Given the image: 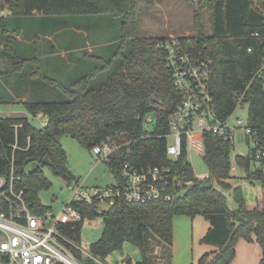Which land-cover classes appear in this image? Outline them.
Masks as SVG:
<instances>
[{
    "label": "trees",
    "instance_id": "16d2710c",
    "mask_svg": "<svg viewBox=\"0 0 264 264\" xmlns=\"http://www.w3.org/2000/svg\"><path fill=\"white\" fill-rule=\"evenodd\" d=\"M187 1L193 7L196 35L179 41L191 43L196 53L212 62L209 88L219 121L229 118L242 99L255 147L231 160L232 142L227 137L206 134L202 159L207 178H195L189 188L182 185L170 202L123 204L101 215L103 231L100 239L90 245V254L102 263L129 243L140 254L135 264H171L175 216L192 220L201 216L209 228L200 244L213 247L214 251L194 264H230L240 240L255 242L263 253L258 264H264V208L249 210L241 187L227 183L235 165L245 179L259 182L264 192V160L257 161L259 167L251 170L255 154L264 151V0H256L257 8L251 0ZM152 3L153 0H0V11L9 13L11 21L37 17L45 25H57L77 20V28L83 30L81 68L86 62L101 61L96 56L100 50L113 52L102 62L103 66L87 72L82 69L81 78L70 84L40 73L41 80L35 81L37 88L3 91L5 95L0 96V105H14L15 100L28 94L26 101L20 103L26 115L32 118L41 114L48 120L42 128L32 125L26 115L0 117V175L8 172L13 156L14 167L21 176L18 186L24 189L26 204L34 214L50 210L39 200V194L51 188L44 170L66 182L73 179L59 142L68 135L88 150L107 140L123 145L106 163L113 176L124 162L137 167L167 165L181 173L190 168L185 153L174 162L166 157L168 118L180 95L167 70L165 52L157 48V43L165 39L136 35L138 16L142 8ZM205 11L212 13L211 36L204 34ZM43 24L40 26L44 28ZM113 25L115 36L108 35ZM10 27L8 17L0 16V43L7 53L13 51L7 44L16 41L15 34L21 32ZM14 54L12 61L24 62ZM9 78L8 73L0 71L1 82ZM147 118L152 122L147 123ZM16 143L20 149L12 152ZM30 165H35L34 169L26 172ZM213 183L230 190L235 210L229 208L228 200ZM70 204L79 211L81 222L66 228L64 235L78 243L84 220L99 216L96 206ZM66 246L79 261L96 264ZM124 261L131 264L130 258Z\"/></svg>",
    "mask_w": 264,
    "mask_h": 264
},
{
    "label": "built area",
    "instance_id": "2783aa9c",
    "mask_svg": "<svg viewBox=\"0 0 264 264\" xmlns=\"http://www.w3.org/2000/svg\"><path fill=\"white\" fill-rule=\"evenodd\" d=\"M5 13L0 11V16ZM157 48L165 52L166 67L172 78L173 86L180 101L170 112L166 138V157L174 162L184 153L186 158L191 153L203 157L204 136L208 133L233 141L234 134L241 130L246 144L255 145L251 129L247 121L243 124L237 120L229 126L216 117L213 98L209 88L212 62L195 52L191 44H183L179 38L170 37L157 43ZM244 105L239 100L236 109ZM43 128L47 118L41 114L35 116ZM147 123L152 119L147 118ZM119 146L111 140L93 147V156L97 162L108 163L118 153ZM255 147V146H254ZM253 147V148H254ZM20 149L17 143L12 152ZM255 160H264V151L255 154ZM237 167L232 166L231 171ZM113 176V175H112ZM186 173H181L170 166L137 167L124 162L113 183L99 187H85L83 184L69 185L71 200L85 206H96V214L103 215L100 205H109L112 210L123 204H146L157 200L170 202L179 194ZM21 176L14 167L12 156L8 172L0 175V264H80L66 244L81 251L78 245L64 235L66 228L81 222V215L70 202L59 213L51 209L43 214H34L25 201V191L19 188ZM96 264H103L91 257Z\"/></svg>",
    "mask_w": 264,
    "mask_h": 264
},
{
    "label": "rangeland",
    "instance_id": "374dc122",
    "mask_svg": "<svg viewBox=\"0 0 264 264\" xmlns=\"http://www.w3.org/2000/svg\"><path fill=\"white\" fill-rule=\"evenodd\" d=\"M116 20V24L118 25ZM202 25L204 34L211 36L213 34L212 13L205 11L202 17ZM136 35L138 38L152 39L162 38H184L196 35V30L193 25V7L187 0H153L150 7L142 8L137 23ZM116 27L114 25L108 31V35L115 36ZM98 51V50H97ZM113 52L100 50L96 53L97 58L101 61L95 60L86 62L82 69L87 72L93 68H100L103 66L104 60L108 59ZM7 69V68H6ZM24 96V97H22ZM14 105H0V117H10L16 114L26 115L23 106L20 104L26 101L27 94L22 95ZM247 108L243 106L241 109H236L232 117L229 119V126H234L237 120L244 123L247 121ZM31 124L35 127H40V122L37 118H30ZM244 133L239 130L234 134L232 146H234L231 153V160L235 156H244L254 146L251 142L246 144ZM60 145L64 152H66V169L71 173L73 179L69 182L54 176L49 171L44 170L45 178L50 182L51 188L39 194V200L42 205L50 208L54 213H59L64 206L68 205L71 200V191L69 185L74 183L83 184L85 187H99L104 188L112 184L113 176L106 167L105 163L97 162L92 154V151L82 147L71 136H65L60 139ZM188 165H190L193 176L196 179L207 178V167L204 165L201 156L191 153L188 156ZM259 163L253 162L251 170L254 171L259 167ZM35 165L28 166L25 170L30 172ZM192 184H188L189 188ZM213 185L220 190L225 198L228 200V206L231 210L236 209V205L230 196L229 189H222L216 183ZM232 187H241L243 199L248 204H255L259 209L264 208V192L261 190L260 183L256 181L247 180L245 178L232 181ZM209 228L208 222L204 217L196 216L188 218L186 216H175L173 222V246H172V262L171 264H194L204 254L209 253L213 247H208L200 244V240L205 236ZM103 231V220L101 216L84 220L78 245L81 251V256L84 260L91 259L90 245L98 241ZM256 246V247H253ZM251 245L243 240L237 243L235 247L236 256L230 264H258L256 260V251L259 250L257 245ZM259 248V249H258ZM255 250V249H254ZM130 258L131 264L140 260V254L137 249L125 243L120 251L114 252L107 257L103 264H126L124 261ZM80 264H85L84 261H78Z\"/></svg>",
    "mask_w": 264,
    "mask_h": 264
},
{
    "label": "crops",
    "instance_id": "0c3cea01",
    "mask_svg": "<svg viewBox=\"0 0 264 264\" xmlns=\"http://www.w3.org/2000/svg\"><path fill=\"white\" fill-rule=\"evenodd\" d=\"M5 16L8 17L11 24L10 30L18 29L21 32L15 34L16 41L7 44L13 48L12 52H5L3 44L0 43V71L8 73L10 77L5 83L0 81V96L5 95L3 91L11 92L14 89L31 91V89L37 88L38 83L35 81L41 80L40 73L52 75L65 85L81 78L80 35L83 30L77 28L79 24L77 20L62 21L57 26L53 22L45 25L37 17L12 19L11 21L9 13L5 12ZM41 24L44 25V28L40 26ZM49 31L53 32L49 34ZM159 39H163V37ZM88 51L92 52L91 48ZM13 52L15 56L24 59V62L20 63L15 59L12 61ZM16 102L15 104H17ZM243 178L242 171L237 168L232 172V179L227 180V183L231 185L232 181ZM247 208L253 210L258 207L255 204L247 203ZM249 244L257 245L255 242ZM254 249L256 260L259 263L263 258L262 250ZM212 251L214 248L207 252L212 253Z\"/></svg>",
    "mask_w": 264,
    "mask_h": 264
},
{
    "label": "water",
    "instance_id": "95a60500",
    "mask_svg": "<svg viewBox=\"0 0 264 264\" xmlns=\"http://www.w3.org/2000/svg\"><path fill=\"white\" fill-rule=\"evenodd\" d=\"M254 4V6L257 8V5H256V0H251ZM185 173H186V176L185 178L183 179V182L185 184H192V182L194 181L195 177L193 176V173L191 171L190 168H186L185 169ZM99 209L101 210V212L105 215L107 213H110L112 211V207L105 204V205H100L99 206Z\"/></svg>",
    "mask_w": 264,
    "mask_h": 264
}]
</instances>
